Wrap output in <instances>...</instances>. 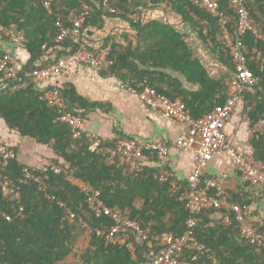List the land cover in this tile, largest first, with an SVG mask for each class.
<instances>
[{"label":"trees","instance_id":"16d2710c","mask_svg":"<svg viewBox=\"0 0 264 264\" xmlns=\"http://www.w3.org/2000/svg\"><path fill=\"white\" fill-rule=\"evenodd\" d=\"M44 1L0 0V28L15 26L16 32L22 31L26 39L24 47L30 60L22 69H36L33 64L44 55L43 46L46 50L58 46L54 42L58 19L66 20L73 11L80 14L87 5L90 8L87 27L99 26L104 17H114L131 23L137 32L136 38L127 41L123 47L112 44L108 55L111 65L107 71L100 72L101 75L115 77L137 92L142 81L147 79L158 94L181 100L194 118L209 114L225 102L228 82L214 81L208 76L203 66L193 59L182 35L157 22L144 25L130 18L140 14L141 10L166 4L193 27L222 63L233 70V60L218 38L217 20L194 7L191 0H109L108 6L116 13L104 11L103 0H52L50 12L44 7ZM218 2L220 10L231 17V28H234L238 18L230 8V0ZM247 8L253 25L264 31V0H247ZM237 43L247 54L248 68L259 79L256 95L244 93L245 111L255 124L264 119V43L251 33L237 37ZM58 47L61 49L57 58L72 50L69 41ZM3 53L1 49L0 59ZM173 73H180L198 90L184 88ZM62 93L68 107L74 111L86 112L100 106L78 96L72 88H64ZM41 94L33 84L13 91L0 83V119L10 129H16L21 137L53 149L57 156L54 164L69 174L63 171L55 174L48 167L45 171L47 185L49 194L62 201L66 208H60L56 201L46 198L34 182L22 185L26 217L7 223L0 216V264H74L68 263L71 258L77 261L76 264L146 262L147 242L137 245L134 255L124 246H105V240L97 235V230L107 231L114 223L107 218L95 217L85 204L82 186L75 181L90 184L100 192V198L108 207L119 208L127 218L137 221L149 238L163 233L181 237L186 232L189 212L181 200L183 189L174 192L171 190L173 181L160 183L154 179L157 169L149 166L137 176L123 174L117 161L110 164L107 156L91 152L85 136L74 140L71 128L56 121V111L40 99ZM101 146L108 148L114 144L106 142ZM251 146L254 157L264 161V132L255 135ZM24 168L17 157L10 162L6 175L17 182ZM230 203L244 208L250 205L249 200L232 194ZM5 211L10 212V204L4 200L0 189V214ZM69 211L74 214L73 219ZM219 212L206 209L196 216V241L209 251L204 256L198 255V264H264V247L257 250L242 241L233 217L231 224H227L224 212L220 218ZM259 227L264 232V226ZM184 252L188 260L196 255V252Z\"/></svg>","mask_w":264,"mask_h":264},{"label":"built area","instance_id":"2783aa9c","mask_svg":"<svg viewBox=\"0 0 264 264\" xmlns=\"http://www.w3.org/2000/svg\"><path fill=\"white\" fill-rule=\"evenodd\" d=\"M108 2L109 0L102 1L104 11L116 13L108 6ZM191 3L217 20L220 27L218 38L223 49L227 50L233 60L234 75L227 83L225 102L217 105L209 114L194 118L181 100H171L158 94L147 79L139 85L140 91L138 92L140 102L150 112L158 114L165 120L176 122L184 131V135L176 139L173 147L192 155L193 168L189 173L186 187L174 185L171 190L179 192L183 189L181 200L186 203V209L189 212L186 232L181 237L163 233L149 238L148 233L137 221L127 218L119 208L108 207L100 198L99 191H96L90 184H82L87 208L96 218H107L114 223L107 231L97 230V235L104 238L105 246L109 244L124 246L134 255L136 246L147 242L144 264H198V255L204 256L209 252L196 241L195 237L196 216L206 209L224 212V222L227 224H231L230 220L233 217L242 241L257 250L264 247V232L252 220L247 207L230 203V195L223 183L203 173L215 155H223L229 159L231 168L238 172L244 181L262 190L264 203V161L234 146L223 132L224 125L236 110L242 95L246 92H257L259 85V79L248 68L247 54L238 45L237 37L251 33L258 41L261 40L264 43V31L253 25L247 8V0H230V8L234 10L238 18L234 28H231V17L220 10L218 0H191ZM51 4L52 0L44 1V7L49 12ZM89 10L90 8L84 5V10L80 14L73 11L66 20L60 18L56 21L57 35L54 42L62 45L69 41L72 50L75 48L74 51L68 50L66 55L56 61L42 68L30 70L22 69L23 66L18 56L4 52L0 59V83L8 85L14 91L26 87L29 81L46 84L47 90H44L42 100L49 108L56 111V121L65 123L71 128L74 140H81L85 136L90 143L91 152L107 156L111 164L117 161L118 167L127 176L141 174L154 161L159 166L154 178L161 183H166L173 177L169 168V147L158 142L140 143L137 140L126 138L117 140L113 147H102L99 140L84 135L86 122L84 113L70 109L66 103L60 88V80L69 78L78 66L89 67L100 73L107 71L111 65L108 59L110 48L93 52L88 50L84 44L83 34L88 24ZM2 39H8L13 44H23L26 41L22 31L15 32L13 28L6 27L0 28V41ZM209 44H211L210 41ZM43 49H46V46H43ZM248 120L250 137L264 131V119L255 124L249 118ZM15 159H17L16 150L0 139V189L4 200L10 204V212L5 211L0 214L4 221L13 223L17 219L23 220L26 217L21 187L30 182L37 184L38 190L46 198L56 201L60 208H66L62 201L49 194L48 176L45 174V169L35 170L26 167L17 182L8 177L7 168ZM51 170L55 174L63 171L61 167L54 165ZM69 214L73 219L74 214L70 211ZM185 250L196 252V255L188 260L184 255Z\"/></svg>","mask_w":264,"mask_h":264},{"label":"crops","instance_id":"0c3cea01","mask_svg":"<svg viewBox=\"0 0 264 264\" xmlns=\"http://www.w3.org/2000/svg\"><path fill=\"white\" fill-rule=\"evenodd\" d=\"M130 18L133 22L141 21L144 25L157 22L160 25L171 27L182 35L193 59L203 66L212 80L229 82V79L234 75V69L231 70L222 63L219 56L213 53L197 32L194 31L193 27L166 4L141 10L140 14L132 15ZM6 28L15 30V26ZM136 35L137 32L133 29L131 23L126 20L104 17L99 26L85 28L83 41L88 50L100 52L103 49L110 48L112 44L123 47L127 41H133ZM0 42V50L18 56L24 67L29 64L30 55L24 47V43L13 44L8 39H2ZM58 46L49 50L42 48L44 55L34 62L33 67L42 68L50 62L56 61L61 49ZM173 76L179 79L187 90H198V87L191 85L180 73H173ZM32 84L36 91L42 93L40 98L42 100L46 84L29 81L27 86ZM59 84L62 90L72 88L78 96L89 103L100 105L84 112L86 118L85 135L92 136L94 139L99 140L101 144L106 142L114 144L122 138L134 139L140 143H162L170 148L169 168L173 174L170 181H173V184L179 187L187 183L189 173L193 168L192 155L173 147L176 139L184 135L183 129L176 122L165 120L158 114L150 112L140 102L138 92L129 87L127 83L115 77L101 75V73L95 72L89 67L78 66L69 78L60 80ZM247 94L256 95L257 92H247ZM245 99L243 94L236 110L224 125L223 132L234 146L248 154H254L251 141L255 136L250 137L248 132L249 117L245 111ZM0 139L15 148L18 161L22 166L42 170L48 168L57 159L50 146L41 145L27 137H21L16 129H10L2 119H0ZM148 166L154 169L159 167L154 161ZM203 173L206 176L219 179L229 195H237L249 200L250 205L246 209L250 217L259 226H264L262 190L244 181L242 176L231 168L227 157L220 154L215 155ZM75 183L82 186L80 182L75 181ZM221 213H217L219 218ZM82 223L80 221V224ZM68 263L76 264L77 261L71 258Z\"/></svg>","mask_w":264,"mask_h":264},{"label":"clouds","instance_id":"9594fccd","mask_svg":"<svg viewBox=\"0 0 264 264\" xmlns=\"http://www.w3.org/2000/svg\"><path fill=\"white\" fill-rule=\"evenodd\" d=\"M11 88V87H10ZM14 91V90H13ZM45 102V101H44ZM47 104V103H46ZM84 113V112H83ZM85 114V113H84ZM122 139H125V138H122ZM126 139H130V138H126ZM116 143V142H115ZM114 143V144H115ZM14 148V147H13ZM15 149V148H14ZM17 152V151H16ZM17 157H18V155H17ZM58 166V167H61V166H59V165H56V164H54V163H52L49 167H50V169H51V167L52 166ZM26 168V167H25ZM29 168V167H28ZM33 169V168H32ZM47 168H45V170H46ZM146 169V168H145ZM159 169V168H158ZM158 169H157V172H158ZM35 170H37V169H35ZM63 170V169H62ZM63 172L65 173V174H69V172L68 171H65V170H63ZM155 175V174H154ZM71 176V175H70ZM155 179V178H154ZM157 180V179H156ZM171 180V179H170ZM169 182V181H168ZM161 183V182H160ZM82 184H85V183H82ZM174 185V184H173ZM184 185V184H183ZM186 185H187V183L185 184V186H184V188L186 187ZM173 187V186H172ZM172 189V188H171Z\"/></svg>","mask_w":264,"mask_h":264}]
</instances>
